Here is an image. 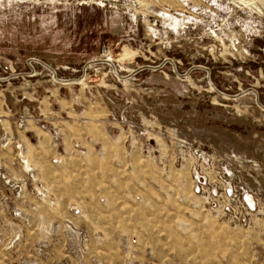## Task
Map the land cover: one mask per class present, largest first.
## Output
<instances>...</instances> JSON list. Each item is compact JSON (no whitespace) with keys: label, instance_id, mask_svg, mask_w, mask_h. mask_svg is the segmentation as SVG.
I'll return each mask as SVG.
<instances>
[{"label":"rangeland","instance_id":"obj_1","mask_svg":"<svg viewBox=\"0 0 264 264\" xmlns=\"http://www.w3.org/2000/svg\"><path fill=\"white\" fill-rule=\"evenodd\" d=\"M0 93V264H264V0H0Z\"/></svg>","mask_w":264,"mask_h":264},{"label":"crops","instance_id":"obj_2","mask_svg":"<svg viewBox=\"0 0 264 264\" xmlns=\"http://www.w3.org/2000/svg\"><path fill=\"white\" fill-rule=\"evenodd\" d=\"M40 79L36 80V82H39ZM3 99H6L5 98V95L3 93H0V138L1 136L3 135H12L14 134L13 130H14V121H13V117H10V113H9V110L5 107H2V102H3ZM50 102V101H49ZM47 102V103H49ZM37 107L40 109V110H46L44 111V116H48L46 119V121L50 122L51 123V126L52 128H55L57 129V131L59 130V125H56L58 124L57 123V120H56V115H57V112L55 110L54 107H48L47 109H42V105H37ZM27 111H28V108H26ZM34 120H29L27 121V126L23 129L27 132H32L34 135H36L37 137H39L38 133L36 130L40 131L42 133V138H44V136H47V132L43 131L38 125L34 124L33 122ZM17 131V130H16ZM49 132V131H48ZM40 133V134H41ZM51 133V132H49ZM25 139H27L26 136H24ZM51 139V135L48 136V139L47 141L49 142ZM39 140H40V137H39ZM50 144V143H49ZM51 153V154H50ZM49 157L50 156H55V152H52L49 150Z\"/></svg>","mask_w":264,"mask_h":264}]
</instances>
